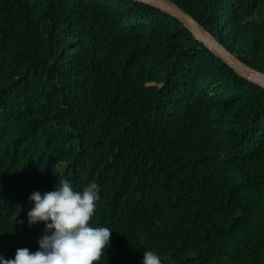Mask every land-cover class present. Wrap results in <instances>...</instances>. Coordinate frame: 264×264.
<instances>
[{
	"label": "trees",
	"instance_id": "1",
	"mask_svg": "<svg viewBox=\"0 0 264 264\" xmlns=\"http://www.w3.org/2000/svg\"><path fill=\"white\" fill-rule=\"evenodd\" d=\"M174 1L264 71V0ZM60 180L98 185L94 264H264V87L142 2L0 0V257Z\"/></svg>",
	"mask_w": 264,
	"mask_h": 264
},
{
	"label": "clouds",
	"instance_id": "2",
	"mask_svg": "<svg viewBox=\"0 0 264 264\" xmlns=\"http://www.w3.org/2000/svg\"><path fill=\"white\" fill-rule=\"evenodd\" d=\"M59 184L54 191H37L29 197L33 203L27 213L29 225L45 223L39 250L19 248L14 259L0 257V264H94L102 258L112 231L89 226L99 200L98 185L93 181L76 191L67 180ZM142 264H162L161 257L144 251Z\"/></svg>",
	"mask_w": 264,
	"mask_h": 264
},
{
	"label": "water",
	"instance_id": "3",
	"mask_svg": "<svg viewBox=\"0 0 264 264\" xmlns=\"http://www.w3.org/2000/svg\"><path fill=\"white\" fill-rule=\"evenodd\" d=\"M142 2L177 18L193 35V37L208 48L217 58L228 64L239 75L264 87V71L258 70L234 55L219 42L215 36L207 31L192 14L182 8L174 0H133Z\"/></svg>",
	"mask_w": 264,
	"mask_h": 264
}]
</instances>
